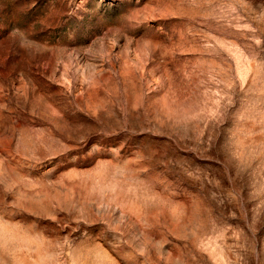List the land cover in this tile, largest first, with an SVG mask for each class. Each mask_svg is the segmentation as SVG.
Instances as JSON below:
<instances>
[{
  "label": "rangeland",
  "instance_id": "374dc122",
  "mask_svg": "<svg viewBox=\"0 0 264 264\" xmlns=\"http://www.w3.org/2000/svg\"><path fill=\"white\" fill-rule=\"evenodd\" d=\"M0 264H264V0H0Z\"/></svg>",
  "mask_w": 264,
  "mask_h": 264
}]
</instances>
